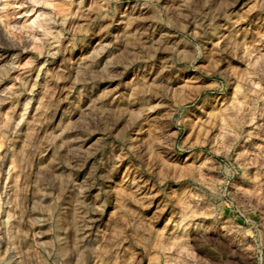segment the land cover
<instances>
[{
  "label": "rangeland",
  "instance_id": "374dc122",
  "mask_svg": "<svg viewBox=\"0 0 264 264\" xmlns=\"http://www.w3.org/2000/svg\"><path fill=\"white\" fill-rule=\"evenodd\" d=\"M49 2L52 7L16 6L14 18L0 23V132L8 145L0 152L6 154L0 191L6 204L15 205L5 207L3 218L8 212L17 217L9 228L24 231L29 244H51L46 217L59 206L61 170L68 168L75 147V133L67 129L90 114L107 113L124 158L110 170L116 173L111 204L96 218L95 234L103 243L116 230L113 220L121 211V221L134 225L111 252L113 261L264 264L259 236L264 233V0H209L207 6L204 0L192 6L186 0H73L65 30L56 26L58 40L37 23L39 14L50 13L60 0ZM197 47L199 57L191 63ZM173 58L186 68L182 79L154 88ZM220 83L225 86L218 88ZM201 88L207 89L201 101L223 97L207 112L192 101ZM161 91L164 107H156ZM146 107L153 111L145 113ZM187 109L196 114L177 128L174 120ZM237 114L245 117L242 132L232 120ZM209 121L218 127L208 128ZM175 131L177 144L203 140L190 150L192 159H187L189 151L157 146ZM235 137L230 146L227 141ZM220 147H231L228 160L216 154ZM201 155L230 165V182L219 199L196 207L199 191L192 177ZM18 159L29 167L19 185L16 173L9 174ZM222 175L204 171L197 179L211 186ZM53 181L57 192L48 189ZM141 197H152L144 201L151 207H142ZM170 198L173 202L160 214ZM185 203L191 207L187 214ZM78 217L73 203L74 248L80 239Z\"/></svg>",
  "mask_w": 264,
  "mask_h": 264
},
{
  "label": "clouds",
  "instance_id": "9594fccd",
  "mask_svg": "<svg viewBox=\"0 0 264 264\" xmlns=\"http://www.w3.org/2000/svg\"><path fill=\"white\" fill-rule=\"evenodd\" d=\"M209 0H204V5L207 6ZM73 0H60V3L55 4L53 11L50 13L39 14L37 23L43 22V26L46 29L45 35L49 38L58 40L59 36L56 33V26L60 27L61 31H64V25L67 23L71 16L69 14L72 7ZM187 6L198 4V0H186ZM38 6L41 8L52 7L53 5L49 0H0V23L4 22L5 17L14 18V9L16 6L29 7ZM12 10V11H10ZM35 11V8H33ZM236 23H239L237 21ZM26 27H29L26 25ZM200 27L199 24L196 25ZM219 47V45H217ZM200 49L196 48L193 54V60L191 63H195V59L199 57ZM226 59L227 63H231V60ZM179 60L183 62L184 57H179ZM186 68L181 67L180 63H177L176 58H173L171 63H166L163 68V73L160 78L154 82V88L159 85H166L172 87L175 83L182 79L181 73L185 72ZM226 83V82H225ZM225 83L217 84L218 88L225 86ZM207 89L201 88L199 92L194 93L192 101L195 102V107L201 111L207 112L213 102L218 103L223 97H206L202 101L199 98L200 93L206 92ZM264 91V89H262ZM163 91L160 92L161 103L156 107H164ZM27 110V106L25 107ZM145 113L152 112V107H146L143 109ZM192 109L181 110L179 116L174 120L177 128H180L188 118L195 115ZM23 120V116L21 117ZM235 127L242 132L245 117L237 114L232 118ZM105 121L108 122V127H105ZM201 121V124H204ZM213 125L211 121L207 122V127L211 128ZM260 127H264L261 125ZM75 133L73 137V147L70 157L68 159V168L62 169L64 176V182L59 186V200L57 201L58 207H52L48 211L46 217V223L51 228L49 239L51 244H29L25 239V232L18 231L13 232L9 228V224L13 219L17 217L12 213H7L5 216V207L14 208L15 205L5 202L4 192L0 191V264H121L119 258L115 261L112 260L111 252L115 251L119 247L120 237L130 227H134L128 220L121 221V217L124 212L121 211L114 218L113 223L116 224L115 231H109L103 243L99 241L96 233V228L100 226V221L96 218L107 214V210L111 204L112 189L115 183V172L110 170L117 164H119L124 154L121 152V142L119 140V133L115 132L112 128V122L107 113L101 116L99 112L95 115L89 116L87 120H81L74 125H71L68 129ZM179 136V132H171L163 140H157L156 144L162 149H179L181 152L189 151L187 159H192L195 155L190 150L202 146L203 140H198L195 144H189L188 141L176 143V138ZM232 136V133H229ZM239 137L228 140V144L234 145ZM8 147L6 138L2 132H0V152H4V149ZM231 147L225 149L220 147L216 152L217 155H221L225 160L229 159V152ZM5 155H0V176L3 175V161ZM198 163L193 168V179L197 181L199 195L194 197L196 201V207H199L200 202H212L219 199L223 194L226 186L230 182L228 175L230 165H220L215 163L211 159L204 160L202 155L199 158ZM95 168V172L92 173V169ZM16 173L17 184L27 180V173L29 171L28 164L25 160L18 159L14 169L9 170V174ZM204 171L211 173H222V178H218L212 181L211 186L208 182L203 184L197 179V177ZM22 178V179H21ZM235 183L234 180L231 181ZM48 189L51 192H57V185L55 181L48 185ZM207 189V191H205ZM122 195H127L123 193ZM55 199V197H54ZM152 197H141L140 204L142 207H151V204H145V200H151ZM173 201L170 198L168 203L164 207L160 208L158 212L163 214L168 210V204ZM76 203L78 206L79 217L77 220L80 239L73 247V235H72V206ZM260 203L264 204V198L260 199ZM185 214H187L191 207L185 203ZM23 211H26L25 206ZM93 221H96L93 223ZM171 223V221H169ZM92 225L91 231H89V225ZM187 224L183 225L186 227ZM35 227V224L33 225ZM177 229L182 226L177 224ZM153 232L149 239L154 236ZM249 235H252L249 232ZM259 236L264 239V233H259ZM98 243H101L100 247H96ZM145 244L148 245L150 250V244L148 240H145Z\"/></svg>",
  "mask_w": 264,
  "mask_h": 264
}]
</instances>
